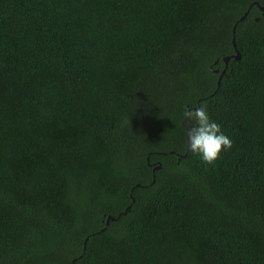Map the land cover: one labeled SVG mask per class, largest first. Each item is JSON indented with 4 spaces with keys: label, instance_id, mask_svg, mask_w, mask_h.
I'll list each match as a JSON object with an SVG mask.
<instances>
[{
    "label": "trees",
    "instance_id": "1",
    "mask_svg": "<svg viewBox=\"0 0 264 264\" xmlns=\"http://www.w3.org/2000/svg\"><path fill=\"white\" fill-rule=\"evenodd\" d=\"M261 8L0 0V264H264Z\"/></svg>",
    "mask_w": 264,
    "mask_h": 264
},
{
    "label": "clouds",
    "instance_id": "2",
    "mask_svg": "<svg viewBox=\"0 0 264 264\" xmlns=\"http://www.w3.org/2000/svg\"><path fill=\"white\" fill-rule=\"evenodd\" d=\"M185 116L194 123L187 133L189 149L199 155L205 164H214L223 151L231 149V139L218 123L210 120L206 105L186 112Z\"/></svg>",
    "mask_w": 264,
    "mask_h": 264
},
{
    "label": "water",
    "instance_id": "3",
    "mask_svg": "<svg viewBox=\"0 0 264 264\" xmlns=\"http://www.w3.org/2000/svg\"><path fill=\"white\" fill-rule=\"evenodd\" d=\"M261 11H262V13L264 14V8H261ZM248 12H249V11H247V12H246V13H245V14L239 19L238 22H242L243 20H245V18L247 17ZM238 22L235 24V26H234V28H233V34H235V30H236V26H237ZM233 44H234V46H235L234 38H233ZM234 58H235L236 60H239V59H240V55H239V53L237 52V50H236V54L234 55ZM229 60H230V57L224 59L226 67H225V69L222 71L221 76H220V78H219V80H218V87H219L220 84H221L222 77H223V76L225 75V73H226V69H227V66H228ZM191 127H193V126H190V128H191ZM187 140H189L188 137H187ZM188 149H189V143H188V145H187V150H188ZM185 156H186V155H184L183 157H185ZM159 168H160V166L155 167L154 171H155L156 169H159ZM138 186H139V185H138ZM133 201H135V200L133 199ZM129 209H130V206L127 208V210L125 211L124 214H126L127 211H128ZM120 216H121V215H120ZM110 220H113V221H114V220H117V219L114 218V217H110V218H108L107 223H106V226L109 225ZM87 240H88V239H86V241H87ZM85 246H86V242H85V244H84V247H85ZM73 263H75V262H73Z\"/></svg>",
    "mask_w": 264,
    "mask_h": 264
}]
</instances>
